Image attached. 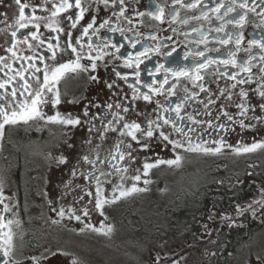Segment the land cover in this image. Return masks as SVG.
Wrapping results in <instances>:
<instances>
[{
  "label": "flooded vegetation",
  "instance_id": "1",
  "mask_svg": "<svg viewBox=\"0 0 264 264\" xmlns=\"http://www.w3.org/2000/svg\"><path fill=\"white\" fill-rule=\"evenodd\" d=\"M21 2L28 3L30 7L41 4V0H21ZM82 2L88 7V11L76 28L70 29L62 23L65 31L55 33L41 22L39 29L41 38H50L55 44L54 37L58 35L60 46L63 48L67 40L66 34L71 31V40L75 45L77 38L82 34V27H86L95 16L94 27H98L108 19L111 27L122 28L124 33L121 35L120 32H111L106 25L100 29L98 35L91 37L92 42L99 45L104 42V37H108L113 43L123 47H120L118 54L105 56L102 61L98 60L95 70L89 68L87 72L67 73L58 85L61 101L58 105L52 104L51 93L46 94L48 103L41 106L45 117L54 115L58 111L64 116L79 117L81 121L79 125L52 123L46 119L5 125L4 136L0 139V193L5 199L0 203V210L7 204L11 211L3 213L5 219L19 221L18 224L12 225L16 234V249L12 264H72L73 259H76L78 264H92L93 232L92 229L85 227L90 223L88 218L82 215V210L87 207L90 213L95 207V181L86 178L87 173L93 170V166L84 161L83 157L87 155L89 159H95L97 154L104 162L96 163L95 168L98 170L96 175H99L100 171L111 173L100 178L107 180L123 176L130 171L133 162L140 159L144 163H154L157 159H174L179 154L183 157L182 160L193 157L198 162L207 161L211 157L218 161L228 157L246 160L245 168L239 170H227L221 166L213 169L214 173H221L217 182L203 184L194 190L179 191L176 196L172 194L168 200L155 199L158 196L153 192V195L149 196L151 200L145 201L140 198L143 201L142 205H137L138 200L127 204L121 197L115 203L105 204L104 209L108 210L111 217V226L114 229L117 226L119 230L124 231L130 239V244L140 251V255L145 252L143 255L148 257L147 264H264V243L256 238L258 231L264 227V204L255 203L264 195L262 192L264 149L244 154H236L233 151L238 144L250 145L253 142L264 141V109L260 107L264 104V97L258 94L259 85L264 83V80H261L264 73L259 71L260 64L264 63L259 60V55L262 54L260 50L256 47L251 50V53L257 57L253 61L251 83H236L223 73L227 72L231 75L237 72L238 80H248L249 74L240 73L231 66L217 64L202 70L204 79L195 84L188 77H180L175 88V96H168L165 92L163 95H154L152 102L143 99L133 101V90L129 85L136 84V77L133 75L135 69L126 67L123 59L119 58L121 56L131 54L135 57L136 53L143 51L147 46L153 49L159 46L160 53L149 52V58L144 59V63L140 65L142 83L137 87L141 92H145L148 89L144 87V83H152L153 79L160 81L164 78L163 71L155 76L147 74V69H154L157 64L173 68L180 65L191 67L204 58L189 55L188 59L184 60L182 58L184 53L203 51L205 56L222 59L227 57L230 51H235V40L222 45L220 40L226 38L225 32L216 31L222 22L216 19L217 14L212 9L220 0H199V6L194 9L183 7V4L193 3L194 0H183L182 4L175 3V0H125L126 11L123 17L112 15L114 12H119V7L105 8L103 4L97 6L91 3V0H82ZM224 2L228 3L229 0ZM90 3L91 7H89ZM156 5L164 8L163 22L148 15ZM48 7H51L50 3ZM28 11L25 9L26 14ZM173 11L179 13V19L175 21L170 14ZM223 11L224 9H221V14ZM259 11L260 8H257V12ZM16 12L14 0H0V14H6L9 23L12 22ZM74 12L75 10H69L68 13H62L61 20L63 21L66 15H73ZM138 12H144L145 15L141 17L137 15ZM202 12L207 13V19L202 16ZM37 15L44 16L48 13L38 9ZM185 19L187 23L182 22ZM3 20L4 16L0 15V29L6 28ZM193 29L199 31L195 32ZM29 31L35 29L31 27L21 29L18 36ZM91 31L89 30L90 34ZM227 31L243 33L241 50L237 53V59H243L249 55L244 51L248 48V41L264 35V24L261 23L259 16L249 12L247 23L243 28H233L232 25H228ZM125 36L133 41L139 40L140 43L133 48ZM153 36L155 39H152ZM204 38L207 39L206 44L196 43ZM87 40L88 37H85L83 52L87 51ZM10 44L11 40L7 32H0V56L10 55L6 51ZM172 48H176L177 52L166 59L163 53ZM215 49H219V52ZM105 51L115 53L111 47ZM18 52L21 55H33V51L23 45L18 47ZM41 54L45 57L43 61L39 59L31 61L41 68V72L37 73L41 78L45 63H66L68 59L74 58L69 50L63 56L58 54L56 61H52L47 43L36 49V55ZM21 63L27 65L30 62L17 61L14 67H19ZM81 64L87 66L90 61L85 58L81 60ZM117 72L121 76L127 75V81L118 77L115 74ZM168 76L171 84L173 82L171 73H168ZM0 77H3V73H0ZM29 83H32L30 76ZM201 83L209 90L208 92L200 91L197 85ZM234 83H236L235 88L231 87ZM109 84L112 85L111 88L108 87ZM153 86L159 87V84ZM168 86L165 85L164 88L167 89ZM182 86L188 89L187 93L182 90ZM241 90L248 93L246 99L239 95ZM193 92L197 95L184 101L181 115L185 116V120L180 122L181 126L185 129L189 127L195 129L190 133L193 143L208 141L206 146L216 147L217 145L212 141L223 138L226 145H232V148L225 146L217 154L187 152L184 149L173 151V146L160 138L158 131L150 139L141 138L139 144L128 136H120L119 129L125 121L134 120L142 127H146L149 119L154 120L159 114L157 100L165 107L174 106L185 96H191ZM229 93L231 99H228ZM210 99L214 103H209ZM242 102L249 106L246 117H241L240 109L236 107ZM108 104H112L113 107L107 108ZM117 104L121 106L120 109L116 107ZM205 105H208L207 108ZM123 107H127L129 111L124 113L121 110ZM85 110L87 116L84 114ZM225 111L233 117V121H228L222 114ZM117 112L124 116L125 121H120L119 124L114 122L113 126L117 130L109 129L105 132L104 126ZM187 115L193 116L202 123L192 124L187 120ZM254 116L260 119H253ZM241 119L245 125L252 127L241 128L238 123ZM209 121L212 123L211 127L208 125ZM220 124H224L225 129H220L218 127ZM163 131L170 134V139H182L170 126H164ZM137 135L139 137L140 134ZM121 140L124 142L121 146L122 150L125 151H127L125 146L131 143L133 159H128L126 156L124 161H112L118 167L128 169L127 172L116 173L108 160L110 152L114 151L113 146ZM143 144H147L148 147L143 149L141 147ZM62 157L65 158L63 163L60 162ZM172 166L160 164L152 168V172L157 176L158 170L167 171ZM197 167L201 169L202 166ZM73 170L76 172L75 176ZM192 170L188 167L186 173L189 174ZM228 175L233 178L226 179ZM85 187L92 192V196L86 195ZM237 187L241 189L239 193H234ZM219 189L230 191V198L221 204L208 203L207 208H203L189 219L183 216L190 209L191 200L206 198L205 196L210 195L212 191ZM238 205L244 209L242 214L237 210ZM249 205L251 208L248 207ZM61 207L66 212L63 218L58 215ZM69 209H75V214L80 215L81 220L70 219L67 214ZM53 221L57 222L53 223ZM82 228L84 231H80ZM244 229L247 231L241 237H234L238 230ZM33 257L37 259L34 260ZM180 258H183L182 262L177 263ZM134 259L138 264V258ZM2 261L3 257L0 256V264Z\"/></svg>",
  "mask_w": 264,
  "mask_h": 264
},
{
  "label": "snow or ice",
  "instance_id": "2",
  "mask_svg": "<svg viewBox=\"0 0 264 264\" xmlns=\"http://www.w3.org/2000/svg\"><path fill=\"white\" fill-rule=\"evenodd\" d=\"M49 3L51 7H48ZM91 3H95L97 6L103 4L105 8L108 7H119V12H114L112 15L123 17L126 11L125 0H91ZM91 3L89 7H91ZM175 3H183V0H175ZM14 4L16 5L17 12L14 15V18L11 23L8 22V17L6 14H0L4 16L3 23L6 25V28L0 29V32H7L10 37L11 44L7 47L6 51L10 53L9 56H0V73H3V77H0V139L4 136V128L5 125H16L20 122L28 123L29 121L34 120H47L52 123H59L64 125H79L81 123L79 117L72 118L71 115L64 116L60 112H56L54 115L45 117L44 113L41 110V106L48 103L46 98L47 93H51L53 96L52 104L58 105L60 101V90L59 83L65 77L67 73H76V72H87L89 68L95 70L97 68V61L103 60L105 56L118 54L120 51V47L123 45H117L113 43L108 37H104V42L102 44H94L92 42L91 37L99 34L100 29L104 28L106 25L109 26V31L111 32H120L123 35L124 30L122 28H113L110 26V20L105 19L102 23L99 24L98 27H94L96 25V17L93 16L91 22L87 24L86 27H82L81 35L77 38L76 44L74 45L71 40V31L67 32V40L65 46L61 48L59 43V36H55L54 39L56 43L53 44L50 38H41L39 34V29L41 26V22L44 23V26L52 32L55 33H63L65 31V27L62 26V23H65L70 29L76 28V26L80 23L81 20L84 19L85 12L88 11V7H85L82 0H41V4L36 7H30L28 3H22L21 0H14ZM199 6V0H194L193 3L183 4V7L188 9H194ZM257 8H260V11L257 12ZM25 9H28V13H25ZM48 13V15H37V10ZM221 9H224L221 14ZM69 10H75L73 15H75V19H73V15H66L61 20L62 13H68ZM217 15L216 19L220 20L221 26L216 28L217 32H225L226 38L221 39L220 43L222 45H226L235 40V51H230L228 56L225 58H213L211 56H205V52L198 51L195 53H184L183 59L187 60L189 55L194 57H203L202 61L194 63L191 67L187 65H180L175 68L173 67H165L164 64H157L154 69H147V74L149 76H155L160 74L162 71L164 73V78L160 81L153 79L152 83H144V87L148 89V91L141 92L140 88L137 87L138 84L142 83L140 80V65L144 63V59H148L149 52L160 53L159 46L155 49L147 46L143 49V51L138 52L133 57L131 54L127 56H121L120 59H123L126 67L134 68L135 71L133 75L136 77V84L129 85L133 90L132 99L133 101L137 99H143L146 102H152L153 96L163 95L167 92L168 96H175V88L179 83L180 77H188L192 83H196L197 81H203L204 76L201 74L202 70H206L208 67L212 65L222 64L225 66H231L234 69H237L240 73L249 74V79H237V72H233L229 75L227 72L223 73L229 77V79L236 81V83L244 84L251 83V75L253 68V61L256 60V55L251 53L253 47H256L260 50L262 54L259 55V60L264 61V35H260L258 38H253L248 41V48L244 49V51L248 52L249 55L243 59H237V53L241 50L240 45L244 39L243 33L237 31L235 33L231 31H227V26L232 25L233 28H243L247 23V17L249 12L255 13L257 16L261 18V23L264 24V0H229L228 3H225L224 0H220L217 3L216 7L212 9ZM173 21L179 19L178 12H171ZM137 15L143 17L145 15L144 12H138ZM152 18L163 22L164 20V8L156 5L153 11L148 13ZM202 16L204 18H208L206 12H202ZM228 17V19H225ZM126 18V17H125ZM192 19H198V17H192ZM183 23H187V19L182 21ZM29 27L34 28L35 31H29L27 33H20L21 29H28ZM260 27V25H257ZM91 31V34L89 33ZM193 31L198 32V29H193ZM88 37L87 40V51L83 52L85 45L83 43L84 38ZM125 39L129 41L133 48L136 47L139 40H130L125 36ZM155 39V36L152 37ZM170 39V38H169ZM47 43V49L51 53V60L56 61L57 55L63 56L65 53L69 52L74 55V58L68 59L66 63L56 62L53 64L45 63L43 67L42 78L38 76L37 73L41 72V68L38 67L35 63H31L36 59L43 61L45 59L44 55L41 54L39 56L36 55V49L40 46ZM197 44H206L207 39H201L196 41ZM26 46L27 49L33 51V55H21L18 52L19 46ZM111 47L115 50V53H109L105 51V49ZM80 49V50H78ZM206 51H211L206 49ZM215 51L219 52V49H215ZM177 52L176 48H172L170 51L163 53L165 58L172 57ZM95 53V55L93 54ZM87 59L90 61L89 65L81 64L82 59ZM143 58V59H142ZM17 61H29L27 65L21 63L19 67H14ZM7 70V71H6ZM31 70V71H30ZM259 71L264 73V63L260 64ZM168 73H171L173 78V82L169 84V76ZM121 79L127 81L128 76L123 75L119 72L115 73ZM29 76L32 80V83H29ZM91 79H96V77H91ZM261 80H264V76L261 77ZM236 83L232 84L231 87L235 88ZM159 84V87H154L153 85ZM165 85H169L167 89L164 88ZM11 86V87H9ZM109 88L112 87L111 84L108 85ZM201 92H208L209 90L204 87V85L198 84ZM182 90L187 93L188 89L182 86ZM258 94L260 97H264V83L259 85ZM19 95V98H18ZM197 93H192L191 96H185L179 103H176L174 106L169 105L165 107L160 103L159 100L156 101L158 105L159 114L156 116L154 120L149 119L146 122V127H142L140 123L136 121H125L124 116L120 115L118 112L113 115V119L109 120L107 125L104 126V131L107 132L109 129L112 131H116L117 129L113 126L114 122L119 124L120 121H125L123 123L122 128L119 129L120 136H128L132 141L136 143H140L141 138L150 139L152 138L156 132H159V137L164 141H167L169 144L173 146V151L176 149H184L187 152H201L205 154H217L220 153L225 146L232 148V145H226V142L223 138L219 140L212 141L213 144H216V147H208V141H202L200 143H193V138L190 133L194 132L195 129L187 128L185 129L181 126L180 122L185 120V116L181 115L183 110L184 101L191 99L196 96ZM221 95H223V90H221ZM239 95L242 98H247L248 93L244 90H241ZM228 99H231V93H229ZM202 103V101H201ZM209 103H214L211 99ZM208 105H205L207 108ZM113 107L112 104H108L107 108L111 109ZM116 107L120 109V105L117 104ZM237 108L240 109L239 115L241 117H246L249 106L245 103H240L236 105ZM261 109H264V104L260 105ZM124 113H127L129 109L127 107H123L121 109ZM157 111V109H154ZM171 113V115H168ZM85 116L88 115L87 110H85ZM228 121H233V117L229 115L228 112L222 113ZM95 119V117H93ZM253 119L259 120L260 117H253ZM187 120L191 121L192 124H200L202 121L196 120L193 116L187 115ZM241 128L244 127H252V125H245L243 119L239 120ZM209 127L212 126L211 121L208 122ZM164 126H170L171 129L177 133L182 139H170V134H166L163 131ZM220 129H225L224 124L218 125ZM91 131V129H89ZM139 133V137L137 135ZM103 139V137H101ZM90 143V141H89ZM124 144L123 140L118 141L113 147L114 151L110 152V159L108 160L112 169L115 170L116 173L127 172V167L121 168L118 167L116 163H112V161H124L126 156L128 159H133L132 157V145L131 143L127 144L125 148L127 151L122 150V145ZM143 149L148 147L147 144H143L141 146ZM258 149H264V141L253 142L250 145L247 144H238L233 151L236 154H244V153H252L257 151ZM183 157L177 154L174 159L163 160L157 159L154 163H144V175H147L149 170L159 166L160 164H168V165H179L182 161ZM83 160L86 161L89 165L93 166V170L87 173L86 178H90L95 181V208L100 211L101 215H103V208L105 204L115 203L117 199L121 197H125L134 192L146 191V189L138 188L135 184L132 185L131 188L124 189L121 186H117L114 189L115 191L119 190V196H114L113 200H108L103 196V188L101 183V177L110 175L111 173H105L103 171L99 172V175H96L95 165L97 162L103 163L104 161L100 160L99 155L95 157V159H89L86 155L83 157ZM61 163L65 162V158H61ZM73 175H76L75 170H73ZM83 175V174H82ZM135 181H139L141 179L140 175H136L133 177ZM145 184H148L149 181L145 180ZM67 186V185H66ZM86 195L92 196V192L88 191L85 187L84 189ZM264 192V190H262ZM83 199V197H80ZM2 193H0V203H3ZM91 202V201H90ZM258 204H264V195L261 196L260 200L255 201ZM251 208V205L248 206ZM237 210L240 214L243 213L244 209L237 206ZM11 208L5 204L3 209L0 210V256L3 257L2 264H12V257L14 256L16 244H15V232L13 231L12 225L18 224L19 221H14L12 219H5L3 213L10 212ZM75 209H69L68 216L69 218H74L76 220H81L80 215L75 214ZM254 214V212H253ZM58 215L63 218L66 215L65 209L63 207L60 208ZM82 215L87 217L89 215V211L87 207L82 210ZM57 221H53L56 223ZM86 228H90L93 231L100 232L102 234L107 235L112 231L111 226H107V230H105V226L102 224L100 228H95L94 225L86 224ZM80 231H84V229H80ZM34 260L37 258L33 257ZM259 259V258H258ZM72 264H78L76 259L72 260Z\"/></svg>",
  "mask_w": 264,
  "mask_h": 264
},
{
  "label": "rangeland",
  "instance_id": "3",
  "mask_svg": "<svg viewBox=\"0 0 264 264\" xmlns=\"http://www.w3.org/2000/svg\"><path fill=\"white\" fill-rule=\"evenodd\" d=\"M241 160L242 159L238 160L235 157H228L225 158V160L218 161L211 157V159L207 161L198 162L196 158L189 157L186 160H182L179 165H173L167 171L158 170L157 176L152 172V169L149 170L147 175H144V161L142 159L136 160L133 162L130 171L123 176H118L110 180L105 178L101 179L103 196L108 200H113L114 196H119V190L114 193V189L117 188V186L122 185L124 189H128L135 184L138 188L146 189V191L134 192L123 197L127 204L138 200L137 205H142L143 201L141 199H145V201L151 200L149 196L153 195V192L158 196L155 199L165 201L170 199L172 194L176 196L179 191L194 190L196 187L203 184L207 185L217 182L221 173H214L212 170L219 166L234 171L245 168L244 164L246 160ZM198 165L202 166L201 169L197 167ZM188 167L193 169L189 174L186 173ZM136 175L141 176L139 181L133 179ZM225 178L233 177L228 175ZM145 180H148L149 183L145 184ZM94 199H96L95 187ZM115 209L117 208L115 207ZM107 211V209L103 208V215H101L100 211L94 207L87 216L88 222L94 225L95 228H100L103 224L105 230H107V226H111V217ZM92 232V250L94 254L92 264H136L134 258H138V264L148 263V257L143 255L145 252L140 255V251L136 249L134 245L130 244L129 237L124 234V231L119 230L117 226L115 229L112 227V231L107 235L93 230ZM256 238L264 243V227L258 231ZM106 240L115 242H107ZM182 259L183 258H180V261H177V263L182 262Z\"/></svg>",
  "mask_w": 264,
  "mask_h": 264
},
{
  "label": "trees",
  "instance_id": "4",
  "mask_svg": "<svg viewBox=\"0 0 264 264\" xmlns=\"http://www.w3.org/2000/svg\"><path fill=\"white\" fill-rule=\"evenodd\" d=\"M241 188L237 187L236 190H234V193H239ZM232 192V191H231ZM230 191H226V189H219L218 191L215 192H211L210 195L208 194L207 196H205L206 198H202V199H195V200H191L190 201V209L188 210V212L186 214H183V216L186 219H189L191 216H194L197 212H200L203 208H207V206L209 205L208 203L210 202H215L216 204H221L224 201H226L227 199L230 198ZM247 231V229L242 230H238L235 233L236 238H239L242 236L243 233H245Z\"/></svg>",
  "mask_w": 264,
  "mask_h": 264
}]
</instances>
